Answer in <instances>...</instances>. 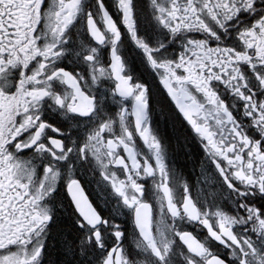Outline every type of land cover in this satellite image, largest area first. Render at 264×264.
<instances>
[{"label": "snow or ice", "instance_id": "obj_1", "mask_svg": "<svg viewBox=\"0 0 264 264\" xmlns=\"http://www.w3.org/2000/svg\"><path fill=\"white\" fill-rule=\"evenodd\" d=\"M0 264H264V0H0Z\"/></svg>", "mask_w": 264, "mask_h": 264}, {"label": "flooded vegetation", "instance_id": "obj_2", "mask_svg": "<svg viewBox=\"0 0 264 264\" xmlns=\"http://www.w3.org/2000/svg\"><path fill=\"white\" fill-rule=\"evenodd\" d=\"M193 184L195 183V177H191Z\"/></svg>", "mask_w": 264, "mask_h": 264}]
</instances>
